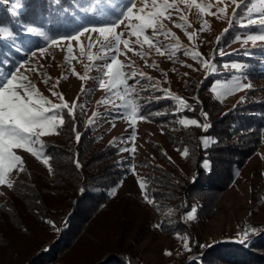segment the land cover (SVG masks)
I'll use <instances>...</instances> for the list:
<instances>
[{
    "label": "trees",
    "instance_id": "1",
    "mask_svg": "<svg viewBox=\"0 0 264 264\" xmlns=\"http://www.w3.org/2000/svg\"><path fill=\"white\" fill-rule=\"evenodd\" d=\"M124 3L126 0H0V29L11 33L5 36L0 31V74L11 71L31 51L49 44L43 37L28 34L25 25H39L48 35L61 40L66 34L74 35L81 26H98L110 19L116 6ZM249 6L248 0L236 3L235 16L233 10L230 13V28L223 29L225 36H217L220 39L214 46V71L206 74L210 87L213 81L239 73L232 70L235 63L245 64L251 73L253 69L264 72V49H226L230 36L243 29L236 19L246 14ZM248 29L258 31L260 26ZM204 85L198 92L202 105L193 98L196 102H190V106L195 104L201 109L200 119L211 124L207 131L201 124L185 127L172 143L180 150L187 148L188 155L177 163L170 160L171 168L156 165L148 172L147 194L153 204L124 191L112 195L111 189L117 187L127 171V159L115 157L117 146L100 145L88 128L80 129L79 116L76 120L65 118L60 137L44 142L50 173L19 172L17 182L0 203V264H136L116 238L110 240L117 230L128 233L124 217L136 219L142 215L145 222L155 219L163 231L173 225L185 229L177 214L184 211L194 194L220 195L261 143L264 128L260 117L263 102L243 100L227 106L211 94L203 95L209 89ZM181 96L188 97L179 92ZM138 101L140 116L154 122L165 114L159 108L169 102ZM214 106L216 112L212 116ZM174 113L178 114L176 109L172 116ZM74 125L80 134L79 142ZM171 179L177 181L173 196L165 187ZM121 203L126 208H120ZM145 203L151 209V217ZM174 206L179 207V213L173 211ZM256 229L247 231L243 244L219 242L188 257L184 264H264V227Z\"/></svg>",
    "mask_w": 264,
    "mask_h": 264
},
{
    "label": "rangeland",
    "instance_id": "2",
    "mask_svg": "<svg viewBox=\"0 0 264 264\" xmlns=\"http://www.w3.org/2000/svg\"><path fill=\"white\" fill-rule=\"evenodd\" d=\"M241 1L196 0L197 3L212 6L201 13L195 4L189 6L191 0H183V2L182 0H175V7L169 8L166 13V15L171 14L172 19H162L165 30L174 33V36L160 34L155 37L160 41L163 55L156 52L155 48L150 47L147 43L143 45V48L135 43L136 36L129 34L127 18H122V22L116 26V31L123 33V35L119 44L120 53L112 54L116 55L117 60L123 65V72L129 76L132 75L133 71L137 73L134 79L128 80L129 86L136 89L129 94L130 98L133 100L140 98L141 101L146 99L157 101L158 104L164 100L169 101L165 107L159 108L165 114H160L156 122L150 119H142L140 116H137L133 122L130 116L117 111L114 107V105L122 103L119 97L106 93L104 89L99 87V79L107 80V77L101 76L100 72L103 65L110 62V59L94 62L88 59L89 54L93 56L104 54L100 47L103 38L97 32L86 33L81 31L78 41L76 39L70 41L61 39L57 40L55 45L49 43L45 46L43 54L39 50H33L27 54L24 61L19 62L11 71L19 68V75L26 76L31 84L53 103L61 102L52 94L53 91L62 93L69 104L79 98V106L75 109V120L78 116L80 117V129L88 128L97 136L100 145L111 143L112 146H117L119 152L115 157L127 159V171L118 183L116 192L124 191L134 194L147 203L137 182L138 179L147 184V174L152 167L157 168L156 165H165L171 168L173 165L170 160L177 163L184 156L182 155L183 150L172 143L185 129V126L179 124V119L186 117L197 119L201 125H203L202 123L211 124L207 119H200L201 109L195 104L193 107L190 106V102H196L193 101V98L197 100L199 105H202L198 92L204 88V84L207 85L206 87L209 86V89L204 91L203 95L211 94L227 106L237 105L243 100L246 102L253 101L254 104L258 102L264 104V72H259V69H253L254 73H251L245 64L235 63L238 67L232 68V70L239 73H234L226 80L213 81L211 87L208 85L209 81L206 80L209 78L206 74L214 71L215 63L212 57L214 46L217 45V36L219 33L221 36L224 34L223 29L230 28L229 23H232L230 13L233 8L235 9V4H239ZM249 1L250 8L247 13L236 19L240 25L242 22L247 23L248 19L264 18V6L258 0ZM134 2L137 9L143 6L142 0H134ZM172 2L173 0H169V3ZM148 4L151 5V0H148ZM218 8H223L224 12L217 13ZM211 13L217 14L212 15ZM180 16L185 18L186 23L179 20ZM173 21L184 23V28L175 27ZM201 24H203L202 31L200 30ZM248 28L236 31L234 35L230 36L226 46L227 51L239 47H244V50L250 47L264 49V41H256L255 46L251 40L244 43L249 35L264 34L261 33L260 29L251 31ZM185 31L194 34L193 40H189ZM145 34L151 36L152 30L147 29ZM140 38L143 40V36ZM123 39H128L131 48L135 51L126 49L122 43ZM90 43L91 48H89ZM177 48L179 50H175ZM185 49L199 52L202 59L194 60L191 55H185ZM140 51L147 53V55L141 57L136 54ZM33 52L36 55H33ZM93 64L95 66H92ZM209 64L213 67L210 68ZM21 65L23 66L21 67ZM86 66L89 69L87 72L85 71ZM140 72L145 73L146 77H151V79H141ZM81 77L86 78L81 79ZM57 81H59L58 85ZM236 81L250 84L251 88H242L239 91L217 96V91L230 88ZM53 85L57 86L53 88ZM82 87L83 92L81 91ZM159 89H167L178 97L179 92L186 93L188 97H181L186 102L188 100L189 108L172 116V112L179 107V101L163 98L166 93ZM120 91L122 93L123 90ZM102 97H106L114 103H98ZM242 97L244 99H241ZM170 106H174L175 109ZM215 112L214 106L212 116L215 115ZM93 113H96L95 117H93ZM260 117L264 119L262 108ZM64 118L72 119L67 115L66 110ZM133 130L135 131V138L134 141L130 142L129 137H131ZM166 132L170 134L166 135ZM60 133L42 136L40 140L43 144L45 141H55L57 137H60ZM205 139L204 144H206ZM133 145L135 146L134 156L128 151H122V149L131 148ZM14 151L22 157L24 170L45 175L50 173L49 165H45L42 160H38L23 149H14ZM130 166H134L135 174L130 170ZM19 172L18 168L10 169L6 174V179L11 180L14 184L17 182ZM176 182L175 179H171L168 182L170 184L165 185L172 196L175 192ZM9 189L7 184L0 185V203L6 197ZM173 198L176 199L177 197ZM171 203L174 204L176 201H171ZM146 205V213L151 217V209ZM124 206L125 204L121 203L120 208H126ZM183 208H185L184 211L177 215H180L182 224L186 225L185 229H179L177 225H173L170 230L163 231L157 227L155 219L145 222L141 218L142 215L136 219L124 217V222L128 223V233L121 234L117 230L116 234L111 235L110 240L116 238L123 245V248L133 256L136 264H184L188 257H192L196 253L200 254L203 249L219 242L239 241L245 231L264 227V128L261 143L248 158L245 165L235 171L230 184L220 195L194 194L189 204ZM193 209L194 218L187 219V214L193 212ZM173 211L179 213V207L174 206ZM134 234H136V239L133 237ZM185 235L189 238L190 249H185L183 246ZM166 251L170 255L165 254Z\"/></svg>",
    "mask_w": 264,
    "mask_h": 264
},
{
    "label": "snow or ice",
    "instance_id": "3",
    "mask_svg": "<svg viewBox=\"0 0 264 264\" xmlns=\"http://www.w3.org/2000/svg\"><path fill=\"white\" fill-rule=\"evenodd\" d=\"M233 2H235V0H233ZM258 2L264 6V0H258ZM142 4L143 6L137 9L134 0H126V3L123 5L116 6L110 19L102 21L98 26H81L79 30H74V35L66 34L60 37V39L64 40L70 41L76 39L78 41L81 31L86 33H99V35L103 38V43L100 45V47L104 54L97 56L89 54L88 59L89 61L93 62L96 60L110 59V62H107L103 65V69L100 72V75L107 77V80L99 79V87L104 89L106 93H110L119 97L122 103L116 104L114 107L117 111L130 116L133 122L137 116H140V102L130 98L129 94L136 91V89L132 86H129L128 80L134 79L137 73L133 71L132 75L129 76L127 73L123 72V65L119 60H117L116 55L112 54L120 53L119 44L121 43L123 35V33L116 31V26L122 22V18H127V27L130 30L129 34L136 36L135 43L140 45L141 48H143V45L147 43L150 47L155 48L156 52L160 53L161 55H163V51L160 46V41L155 39V37L160 34L165 36H174V33H170L169 31L165 30L162 19H172L171 14L166 15V13L169 8L175 7V0H173L172 3H169V0H151L150 6L148 4V0H142ZM192 4H195V6L200 9L201 13H203L205 9L212 7L211 5L197 3L196 0H191V4H189V6L191 7ZM17 7H19V5H17ZM237 7H239V5H237ZM223 12V8L217 9V13ZM217 13L211 14L216 15ZM235 13L236 10L233 9V16H235ZM179 20L186 23L183 16H180ZM173 23L177 28H184V23L177 21H173ZM255 25H259L261 33H264V18L258 20L248 19L247 23L242 22L240 27L248 28ZM24 27L28 34H34L43 37L46 42L54 45L57 44V39L48 35L41 29L39 25H25ZM147 29L152 30L151 36L145 34ZM200 30H203V24H201ZM0 31H3L5 36L11 35L10 32L4 31L3 29H0ZM225 31H227V29ZM185 34L188 36L189 40H193V33H188L185 31ZM141 36H143V40H141ZM219 39L220 38L217 37V41H219ZM237 39H239V37H237ZM248 40H251L255 46L256 41H264V34L249 35L248 38L244 40V43H247ZM122 43L126 49L135 51L131 48L130 41L128 39H123ZM89 48H91V43L89 44ZM175 50L179 49L177 48ZM39 52L43 54L45 49L41 47L39 48ZM136 54L140 55L141 57H145L147 55V53L143 51H140ZM184 54L191 55L194 60L202 59L200 53L197 51L185 49ZM221 54L223 55V52H221ZM33 55H36V53L33 52ZM205 63L208 62L205 61ZM22 66L23 65H21V67ZM92 66L95 65L93 64ZM153 66H156L154 62ZM209 67L212 68L213 66L209 64ZM225 67H228V65H225ZM231 67L235 69L238 66L232 64ZM88 70L89 69L86 66L85 71L87 72ZM139 76L141 79H151V77H146V74L143 72H140ZM85 78L86 77H81V79ZM58 83L59 81H57V85ZM57 85H53V88H55ZM242 88H251V85L236 81L230 88L221 89L220 91H217L216 94L219 97L230 92L239 91ZM121 89L123 90L122 93L120 91ZM159 90L166 93V96L163 98H172L179 101L177 112H182L184 109L189 108V105L182 97L174 96V94H172L167 89ZM81 91L83 92V87ZM52 94L56 96L61 102L53 103L47 97H44L35 88V86L31 84L26 76L19 75V68H17L15 71H9L7 73L0 74V185L7 184L8 187H13V182L6 179V174L10 169L18 168L20 172L24 171L22 157L17 155L14 149H23L38 160H42L45 165L50 164V157L47 156L45 151L46 145L41 142L40 138L45 135L59 134L60 129L65 123V110L67 115L75 120V109L79 106V98H77V101H73L71 104H69V102L64 99V95L62 93L53 91ZM241 99L244 98L242 97ZM98 103L112 104L114 102L110 99H107L106 97H102ZM95 115L96 113H93V117H95ZM204 116L206 118L207 114L204 113ZM140 118L146 119V117L143 116H140ZM178 122L180 125L185 127L201 126L197 119H189L186 117L179 119ZM202 127L205 131H207L209 125L205 123L202 125ZM73 131L75 132V125L73 126ZM75 138L76 141L79 142V132H75ZM134 138L135 131L133 130L131 137H129V141H134ZM204 139L205 138L202 137L201 141L203 142ZM122 151H128L134 156L135 146L133 145L131 148L122 149ZM182 155H188L187 148L183 150ZM76 163L77 166H79V162L77 161ZM49 170L51 171V167ZM130 170L135 174L134 166H130ZM137 182L142 193L144 194V198L149 204H153V199L149 198L147 194V185L140 179H138ZM115 193L116 188H112L111 194L115 195ZM193 218L194 209L193 212L187 214V219ZM157 227H160V225H157ZM256 231L258 230L254 228L252 229V232ZM248 235L249 233L245 231L241 235L238 242L242 244L245 243ZM183 239L184 248L190 249L188 242L189 238L185 235ZM165 254L170 255V253L167 251Z\"/></svg>",
    "mask_w": 264,
    "mask_h": 264
}]
</instances>
